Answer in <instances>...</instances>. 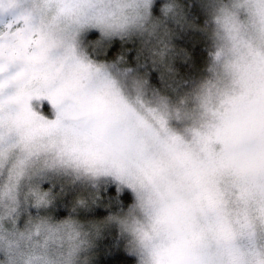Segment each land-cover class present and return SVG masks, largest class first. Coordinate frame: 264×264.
Returning a JSON list of instances; mask_svg holds the SVG:
<instances>
[{"label": "rangeland", "instance_id": "rangeland-1", "mask_svg": "<svg viewBox=\"0 0 264 264\" xmlns=\"http://www.w3.org/2000/svg\"><path fill=\"white\" fill-rule=\"evenodd\" d=\"M187 1L212 52L178 86L179 0H0V264H264V0Z\"/></svg>", "mask_w": 264, "mask_h": 264}, {"label": "trees", "instance_id": "trees-1", "mask_svg": "<svg viewBox=\"0 0 264 264\" xmlns=\"http://www.w3.org/2000/svg\"><path fill=\"white\" fill-rule=\"evenodd\" d=\"M184 6V13L187 17L189 26L183 27L182 30H177L175 34L174 44L178 48L177 58L175 64V70H172L174 77V84L183 86L184 84H194L199 78L198 73L204 71L207 67V54L212 52V46L210 45V38L208 35L211 31L206 23L207 17H197L200 15L199 5L196 2H189L187 0H179ZM212 24V19L210 20ZM213 25V24H212ZM199 26V27H197ZM196 27L194 30L192 28ZM176 33V32H175ZM204 33V35H203ZM211 37V35H210ZM124 42L114 40L109 45V51L107 52L108 60L113 58H123L126 51L121 48ZM215 46H213L214 48ZM214 65V63H213ZM176 75V77H175ZM171 76V77H172ZM168 78V75L166 76ZM165 77V79H166ZM171 77L168 80H171ZM156 78V79H155ZM154 81L149 83L148 88L154 90V88L161 89L164 87V83L161 79L153 73ZM167 80V81H168ZM160 81V82H158ZM196 81V82H195ZM114 192V191H110ZM123 203L126 207L134 204L133 197L130 193H124ZM96 264H143L142 259L133 253H129L124 246L123 242L117 243L116 241H105L98 252Z\"/></svg>", "mask_w": 264, "mask_h": 264}]
</instances>
